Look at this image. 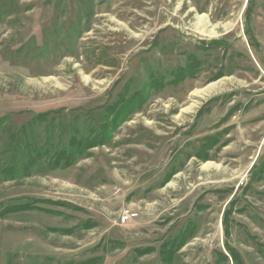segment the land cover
Listing matches in <instances>:
<instances>
[{"label":"rangeland","instance_id":"374dc122","mask_svg":"<svg viewBox=\"0 0 264 264\" xmlns=\"http://www.w3.org/2000/svg\"><path fill=\"white\" fill-rule=\"evenodd\" d=\"M248 2L0 0L1 163L18 165L21 139L65 148L121 93L170 81L188 55L201 62L194 78L148 91L72 166L0 181V213L31 205L0 215V264H168L161 245L189 230L170 264H264V179H250L264 153V0L249 15ZM207 136L218 143L203 161Z\"/></svg>","mask_w":264,"mask_h":264},{"label":"trees","instance_id":"16d2710c","mask_svg":"<svg viewBox=\"0 0 264 264\" xmlns=\"http://www.w3.org/2000/svg\"><path fill=\"white\" fill-rule=\"evenodd\" d=\"M254 0H249L247 6L246 14H252L253 12ZM213 43H219L220 41H211ZM200 60L195 55H188L185 64L182 67H177L176 70L172 71V78L170 81L164 82L163 80L151 79L148 83H146L140 91H136L132 95L125 97L124 93H121L117 100L106 107L103 115V122L100 123V128L93 130H87L86 132L79 134V131H75L68 140V145L64 148L55 149L53 143L49 140H45L44 142L36 141V140H24L21 139L16 145L12 148L13 153H20L21 158L19 160L18 165L14 166L13 164H5V162L1 163L0 161V181L3 179L14 178L17 175H22L25 177L31 176L32 169L34 167H38L39 165H46L50 170H56L59 168H68L73 165L78 159L83 156L89 155L88 150L94 147H101L110 142L113 133L116 128L120 125L121 122H124L128 115L133 113L135 109H139L142 107V104L147 100L148 91L161 89L166 85H178L186 78H194L199 70ZM222 75L218 74L214 79L220 78ZM47 112H43L33 116L32 121H36L38 124H42L43 120L46 119ZM5 116L0 117V125L5 120ZM218 143V138L215 136H207L206 142L202 145L198 152V157L202 158L203 161L208 159L207 149H212L214 145ZM1 153V150H0ZM264 153H260L257 156V159L253 163L252 169L257 167L256 171L253 173L250 179L255 181L264 179ZM173 175L170 172L165 176L163 182H167L171 176ZM238 202V198L234 197L228 203L227 209L223 214V229L225 235H229V230L232 226V213L235 210L234 206ZM31 208L30 203L27 204H18L12 205L4 208L1 211L2 213H10V212H18L19 210L29 209ZM94 224L89 221V223L85 225H81L83 228L89 229V227ZM57 230V229H56ZM60 232L70 233L72 230L70 229H61L57 230ZM190 231V230H189ZM187 232V235L178 233L172 241L164 243L160 247L159 253L162 255V260L165 263L170 264L172 258L175 255V252L178 251L181 247L185 245L187 240L189 239L190 232ZM252 238V237H251ZM254 240L256 238H253ZM262 246V245H261ZM154 251L153 247H147L145 249H137V256L134 258L133 262H136L138 258L147 255ZM222 259H226L227 256L222 252L219 254ZM103 257H91L90 259L78 262L76 264H99L102 261ZM66 264H75L73 262H68Z\"/></svg>","mask_w":264,"mask_h":264},{"label":"built area","instance_id":"2783aa9c","mask_svg":"<svg viewBox=\"0 0 264 264\" xmlns=\"http://www.w3.org/2000/svg\"><path fill=\"white\" fill-rule=\"evenodd\" d=\"M125 213L121 216V221L122 222H125V220H127L128 218H129V212H127V211H124Z\"/></svg>","mask_w":264,"mask_h":264}]
</instances>
